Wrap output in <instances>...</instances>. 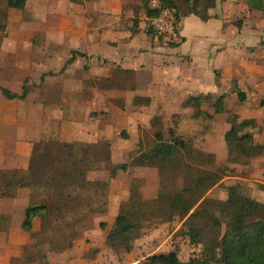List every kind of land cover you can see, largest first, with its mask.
<instances>
[{
  "label": "rangeland",
  "instance_id": "rangeland-1",
  "mask_svg": "<svg viewBox=\"0 0 264 264\" xmlns=\"http://www.w3.org/2000/svg\"><path fill=\"white\" fill-rule=\"evenodd\" d=\"M81 1L27 0L23 10L8 11L6 27L1 35L0 83L12 91L20 92V87L26 80L32 95L27 103H19V106L0 99V109L5 115L15 113L20 116L15 124L5 123L1 132L13 137L12 141L22 139L27 128L20 118L27 111L34 112L29 101L38 98L44 111L37 110L33 114L39 118L41 113L40 119L43 120L46 116L45 124L52 127L50 131L44 130L42 145L37 148L41 157H45L50 151V142L59 141L57 132L65 122L69 124V128L75 120L86 123L85 129L88 131L100 127L106 134L103 137L111 142V160L114 164H128L143 147L148 149L154 141L155 129L162 130L168 140L167 131L170 129L176 137L181 136L191 146L193 159L186 163L197 173L188 175L181 170L175 176H170L168 169L159 171L156 168L141 167L129 168V172L125 173L118 172L114 179H109L106 172L91 173L88 176L91 180L108 182V188L93 186L88 191H82L75 187L70 201L74 212L62 218L58 216L57 222H51L53 229L32 240L20 232L19 223L24 219L25 209L32 201H54V195L42 191L36 194L26 191L13 199L0 200V229L6 230L0 232V264H9L12 258L20 260L14 264L30 259L33 260L32 263L27 264H145L146 258L153 254L176 249L179 260L187 262L199 253L200 247L177 235L182 228V223L178 220L164 223L163 220L150 217L149 221L144 222L131 252L109 249L105 245V236L120 209L126 206L131 187H136L142 198L150 200L159 192L173 194L186 187L196 176L220 169L225 173L224 178L204 194L205 198L225 200L226 188L238 185L249 197L264 200V156L246 159L233 155L229 158L224 141V135L233 123L253 119L255 125L249 130L258 144H264V20L260 13L247 11L243 7V0L232 1L234 7L242 4V7H237L232 19L234 23L239 20L241 26L252 31L249 34H252L256 45L251 53L257 63V70L261 66V71L255 73L253 82L244 79L239 82L240 86L228 89V94L225 95L227 112L215 114L210 107L215 98L211 96L202 104L198 117L193 118V110L183 108V102L187 98L163 97L156 86L149 85L156 82L152 81L150 75L141 76V84L137 90L133 87L131 77H117L115 70L108 66L105 75L109 79L97 82L96 86L93 77L73 69L69 75L70 85H63L61 73L58 72L63 66L62 59L73 56L74 52L69 47L84 52V44L95 46L101 43L92 29L96 3L86 1L84 5ZM5 2L6 0H0V8L5 6ZM121 2L122 6H117V9L121 7V13L117 16L116 28L124 30L126 36H129V10L125 9L129 0ZM81 7L86 10V17L85 11L79 12ZM147 22L143 20L139 24L146 30ZM89 29H92L89 31L90 35L85 38V31ZM151 35L161 45L171 47L164 37L154 33ZM79 45L83 48L80 49ZM97 50L98 48H90L86 55L92 54L94 58ZM85 62L89 65L87 58L86 61L81 60L78 66ZM92 63L95 64V61ZM49 72L53 75H49ZM17 73H26L29 77L15 80L14 75ZM35 83L39 85L36 86ZM74 91H78L80 96L74 97L71 93ZM137 91L141 95L151 96L153 106L132 104ZM237 93L243 94L245 99L239 100ZM34 105L37 106V103ZM98 116L101 118H97ZM157 116L160 118V126L152 129L150 120ZM91 118L94 120L89 123ZM10 147L12 146L1 147L0 154L5 153V157L9 158L7 153L13 152ZM195 150L204 156L202 162H208V156H212V164L199 165L201 158L199 154H195ZM67 221H74V224L67 227ZM101 222L106 224L104 229L100 226ZM33 228L35 232H39V219L33 221ZM71 231H75L72 236L75 238L71 239V248L65 250L66 239ZM26 243L27 248L23 250V244ZM42 255H45L44 259L41 258Z\"/></svg>",
  "mask_w": 264,
  "mask_h": 264
},
{
  "label": "trees",
  "instance_id": "trees-1",
  "mask_svg": "<svg viewBox=\"0 0 264 264\" xmlns=\"http://www.w3.org/2000/svg\"><path fill=\"white\" fill-rule=\"evenodd\" d=\"M156 1L158 2L156 8H144V16L148 21L146 23L148 34H156L152 27V20L162 9L174 12L178 27L181 19L189 15H194L202 21L212 18L210 11L214 9L216 3L226 0ZM26 3L27 0H6L5 6L0 8V49L1 35L6 27L8 11L23 10ZM243 5L249 12L260 13L264 20V0H243ZM129 7L128 4L125 9ZM235 25L240 28L241 22L237 20ZM177 45L178 43L169 42L171 47ZM75 55L85 56L74 52L67 64L74 60ZM122 72L129 73V71ZM48 74L53 75L51 72ZM26 83L25 80L18 93L0 87V96L7 100H26L32 92L31 88L28 90ZM209 97L211 95L188 97L183 102V108L192 109L193 118H197L202 111V104ZM225 97V95L216 96L214 102L210 103L215 114L227 112ZM237 97L241 101L245 99L241 93H237ZM152 102V99L144 96L134 95L132 98V104L139 106H151ZM254 125L253 119L231 125L224 135L229 158L233 155L246 159L264 156V144H258L252 131L249 130ZM159 126L160 118L158 116L151 118L150 127L155 129ZM167 134L168 140L162 130L155 129L152 145L148 149L143 147L128 164L112 163L111 142L104 138L94 143L50 142L51 148L45 157L39 156L35 147L26 170L0 169V200L13 199L26 191H33V194L42 191L54 195V201L48 203L43 200L32 201L25 209L21 229L28 233L32 240L53 229L51 222H57L58 216L62 218L74 212L70 201L75 187L82 191H88L93 186L108 188V182L91 180L88 177L91 173L106 172L109 179H114L118 172H129V168L136 167L156 168L159 171L168 169L170 176H175L181 170L188 175L197 173L196 170L192 171L191 166L186 163L193 159L191 146L181 136L176 137L172 130L168 129ZM195 154L200 155L199 165L212 164V156H208V162H202L204 156L196 150ZM224 175L225 173L220 169L198 175L181 190L173 194L159 192L150 200L142 198L138 189L131 187L128 190L126 206L120 209L111 229L106 233V247L131 252L144 222L149 221L150 217H156L164 223L175 220L182 223V228L177 235L187 238L190 244L200 247V251L187 262L179 260L177 249L167 253L153 254L146 258L145 264H264V200L249 197L238 185L226 188L225 200L204 197V194L216 186ZM35 219H39L40 222L38 233L33 231ZM73 224L74 221L65 222L67 227ZM100 226L104 229L106 224L101 222ZM1 231L6 230L0 229ZM74 232H69L65 250L71 248V239L75 238V236L72 237ZM26 248V245L23 246V250ZM41 258L44 259L45 255ZM32 261L30 259L20 264L32 263ZM14 262L18 263L20 260L12 258L10 264Z\"/></svg>",
  "mask_w": 264,
  "mask_h": 264
},
{
  "label": "crops",
  "instance_id": "crops-1",
  "mask_svg": "<svg viewBox=\"0 0 264 264\" xmlns=\"http://www.w3.org/2000/svg\"><path fill=\"white\" fill-rule=\"evenodd\" d=\"M86 1L96 3V11L93 17L94 27L92 29L94 36L101 43L95 44V46L88 43L84 44L86 50L84 52L72 48V46L69 47L73 52L85 56L75 55L74 60L69 64H67V61L71 57L62 59L63 66L58 73H61L60 79L62 78L63 85H70L69 75L73 69H78L86 72L90 78L93 77L94 86H96L97 82L109 79L105 75L109 68L115 70L117 77H125V75L131 77L133 87L137 90L139 89L138 85L141 84V76L150 75L152 81L156 82L151 81L152 83L149 85L156 86L163 97L188 98L200 95L216 97L228 94L229 88L240 86L239 82L244 79L253 82L255 73L261 71V66H258L260 69L257 70V63L252 57L253 53H251L256 45L252 34H249L252 31H247V27L243 26L238 28L233 22L232 18L235 11L238 10L237 7H242V4L234 7L233 0L218 1L214 9L210 11L212 18L206 21H202L194 15L182 18L177 30L180 41L175 47L161 45L157 42L156 37L148 34L145 28H142L139 24L143 20H147L144 16V8H156L158 6L156 0H129V36H126L124 30L116 28L117 16L121 13V7L117 9V6H122L121 0H82L81 2L85 5ZM83 11H85L84 17H86L87 12L81 7L79 12L82 13ZM86 22L88 23V20ZM91 30L85 31V38L90 35L89 31ZM79 48L82 49L83 47L79 45ZM90 48H98L95 51L96 56L94 55V58L92 54L86 55L87 50L89 51ZM99 57L102 58V61ZM87 58L91 66L86 62L82 66H78L81 60L86 61ZM92 61H95V64ZM107 66L108 68H106ZM122 71H129V73H123ZM263 71L264 69H262ZM27 77L29 76L26 73L14 75L15 80L27 79ZM35 85L38 86L39 84L35 83ZM0 87L7 88L3 83H0ZM144 87L146 88V86ZM98 89L100 92L102 91V89ZM32 90H35V88H32ZM71 93L74 97L80 96L78 91ZM31 95L32 93H30ZM135 95L152 99L151 96L141 95L139 91ZM28 98L20 101L7 100L0 96V99H4V101L14 106H19V103L23 102L27 103ZM33 99L34 101L31 99L29 104L34 112L37 110L39 112L44 111L42 102L38 98ZM35 102L37 106L34 105ZM34 112L27 111L20 118V120L23 119L27 131L22 139L12 141L13 137L3 134L1 127L5 123L15 124L20 116L15 113L5 115L4 111L0 109V150L3 146L8 147L11 145L10 148L13 151L7 153L9 158L5 157V153L0 154V169L26 170L35 147L37 149L42 145L44 130L50 131L52 129L49 124H45L46 116L43 120L40 119L41 113L38 118L33 114ZM97 118L100 119L101 117L98 116ZM93 120L91 118L88 122L90 123ZM85 126L86 123L75 120L69 128V124L65 122L64 126L57 132L59 133V141L90 143L102 138L108 139L103 137L106 134L100 127H94V129L88 131ZM7 159H9L8 162ZM19 227L20 232L29 239V234L21 229V223H19ZM27 244H23V246Z\"/></svg>",
  "mask_w": 264,
  "mask_h": 264
},
{
  "label": "built area",
  "instance_id": "built-area-1",
  "mask_svg": "<svg viewBox=\"0 0 264 264\" xmlns=\"http://www.w3.org/2000/svg\"><path fill=\"white\" fill-rule=\"evenodd\" d=\"M152 27L156 34L164 37L168 42L177 44L180 41L173 11L162 9L159 15L152 20Z\"/></svg>",
  "mask_w": 264,
  "mask_h": 264
}]
</instances>
